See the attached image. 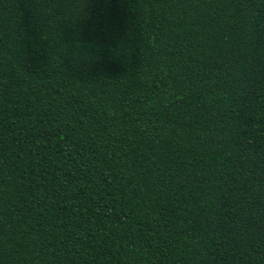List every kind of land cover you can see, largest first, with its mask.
I'll return each mask as SVG.
<instances>
[{
    "label": "trees",
    "instance_id": "obj_1",
    "mask_svg": "<svg viewBox=\"0 0 264 264\" xmlns=\"http://www.w3.org/2000/svg\"><path fill=\"white\" fill-rule=\"evenodd\" d=\"M0 264H264V0H0Z\"/></svg>",
    "mask_w": 264,
    "mask_h": 264
}]
</instances>
